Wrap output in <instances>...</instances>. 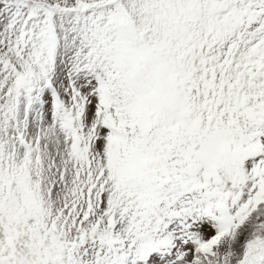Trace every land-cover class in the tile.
Instances as JSON below:
<instances>
[{
	"label": "snow or ice",
	"instance_id": "6c2138e0",
	"mask_svg": "<svg viewBox=\"0 0 264 264\" xmlns=\"http://www.w3.org/2000/svg\"><path fill=\"white\" fill-rule=\"evenodd\" d=\"M0 264H264V0H0Z\"/></svg>",
	"mask_w": 264,
	"mask_h": 264
}]
</instances>
